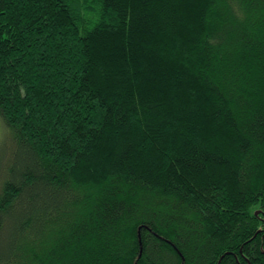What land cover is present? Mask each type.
<instances>
[{"label": "trees", "instance_id": "trees-1", "mask_svg": "<svg viewBox=\"0 0 264 264\" xmlns=\"http://www.w3.org/2000/svg\"><path fill=\"white\" fill-rule=\"evenodd\" d=\"M0 114V264H264V0H0Z\"/></svg>", "mask_w": 264, "mask_h": 264}, {"label": "rangeland", "instance_id": "rangeland-1", "mask_svg": "<svg viewBox=\"0 0 264 264\" xmlns=\"http://www.w3.org/2000/svg\"><path fill=\"white\" fill-rule=\"evenodd\" d=\"M5 121L0 114V171L4 169L5 158L7 157V152L15 148L14 140L12 141L11 135L8 133V127L5 126ZM6 128V129H5ZM10 158V156H9ZM2 159V163H1Z\"/></svg>", "mask_w": 264, "mask_h": 264}]
</instances>
